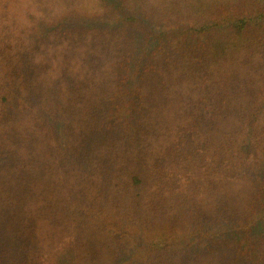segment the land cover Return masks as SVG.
Instances as JSON below:
<instances>
[{
	"label": "trees",
	"instance_id": "16d2710c",
	"mask_svg": "<svg viewBox=\"0 0 264 264\" xmlns=\"http://www.w3.org/2000/svg\"><path fill=\"white\" fill-rule=\"evenodd\" d=\"M263 96L264 0H0V264H264Z\"/></svg>",
	"mask_w": 264,
	"mask_h": 264
},
{
	"label": "rangeland",
	"instance_id": "374dc122",
	"mask_svg": "<svg viewBox=\"0 0 264 264\" xmlns=\"http://www.w3.org/2000/svg\"><path fill=\"white\" fill-rule=\"evenodd\" d=\"M92 26L101 24L97 27L106 26L110 27L112 22H95L90 23ZM105 28V27H104ZM157 29V28H156ZM158 30V29H157ZM138 60V54L136 55V61ZM132 74L136 73L135 63L132 64ZM135 79L129 78L130 91L133 89ZM264 98V96L262 97ZM264 103V102H263ZM186 229L178 230L175 234L166 236L164 231L155 228L151 229L140 225L130 224L123 225L118 228V236L120 241V251H123L124 257L122 264H133L137 261L140 251H144L146 247L155 241L166 242L177 249L188 251H199L204 246L206 240L204 238L205 233L208 232V227L205 222L199 221V219L193 220ZM212 228V227H211ZM121 229V230H119ZM215 232L219 230L212 228Z\"/></svg>",
	"mask_w": 264,
	"mask_h": 264
}]
</instances>
